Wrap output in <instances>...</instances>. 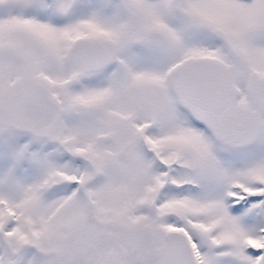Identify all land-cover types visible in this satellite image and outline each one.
<instances>
[{"label": "snow or ice", "instance_id": "6c2138e0", "mask_svg": "<svg viewBox=\"0 0 264 264\" xmlns=\"http://www.w3.org/2000/svg\"><path fill=\"white\" fill-rule=\"evenodd\" d=\"M0 264H264V0H0Z\"/></svg>", "mask_w": 264, "mask_h": 264}]
</instances>
